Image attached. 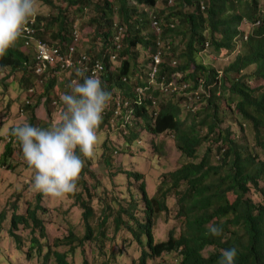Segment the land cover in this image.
<instances>
[{
    "label": "trees",
    "instance_id": "obj_1",
    "mask_svg": "<svg viewBox=\"0 0 264 264\" xmlns=\"http://www.w3.org/2000/svg\"><path fill=\"white\" fill-rule=\"evenodd\" d=\"M43 1L56 10L47 15L35 13L32 23L34 38L50 47H58L63 53L72 40V16L86 14L85 23L90 29L87 38L96 44L97 50L90 47L84 53L89 59L100 58L104 63L101 82L107 91L115 85L124 96L133 95V92H128L130 85L122 80V76L133 74L141 54L139 46L143 52L154 51L157 36L170 39L171 54L178 57L176 66L162 61L160 76L168 80L182 73L180 78L187 79L183 81L188 87L192 91L198 90L196 96L191 93L171 96L160 89L154 90L150 95L158 103L155 117H152L153 110L145 107L150 104L144 98L142 105L134 110V116L141 117L150 133L171 132L180 154L190 160L168 171L156 193L150 197L140 184L144 217L132 215L133 224L127 228L147 249L143 248L138 262L132 264H145L147 257L159 256L164 251H176L180 256L178 264H219L221 250L228 247L237 249L235 264H264V204L247 197L250 187L264 197V159H259L255 150L257 147L264 153V0H161L165 6L162 4L157 11L153 7L158 0H59L63 5L55 0ZM243 19L251 23L258 21L246 32L245 39V32L239 29ZM122 31L121 47L115 51L113 37ZM26 41L28 38L20 34L0 54V67H8L11 72L19 74L17 83L26 91L19 102V113L25 112L26 122L45 127L47 123L37 121L35 108L42 96L49 104L50 91L57 82L56 72L60 71L59 63L37 75L35 46L27 43L31 46L23 49ZM178 41L183 44L180 51ZM206 43L215 54L221 51L230 53L237 45L239 51L219 70L197 58L206 48ZM111 52H116L119 61L114 69H109ZM73 56L72 65L66 68L71 75L68 84L81 64L75 61L77 54ZM84 74L87 75L86 72ZM199 78L203 84L198 83ZM260 79L262 84L254 83ZM34 96L36 99L33 101ZM178 97L184 108L180 101L177 102ZM221 100L239 115L240 124L243 122V125L246 123L251 127L256 147L239 144L229 126L221 125ZM106 117L107 114L102 117L97 129L104 125ZM202 144H205L203 154L195 161L197 149ZM12 152L11 142L4 143L0 166L10 168L7 160ZM213 156L217 157L216 161ZM131 174L140 176L136 172ZM181 185L183 188L179 189ZM170 189H174L178 197L179 215L184 216V226L177 236L170 231L166 240L156 242L151 230L153 219L166 209L165 197ZM229 194L233 199H229ZM83 207L86 222L83 238L87 239L91 234L87 222L91 207L86 203ZM36 208H27V214L42 231ZM1 218L2 215L0 221ZM26 221L23 215L13 213L10 234L16 237L13 229ZM213 223L222 229L219 235L207 232L208 225ZM36 242V239L32 240V243ZM207 247L210 249L205 254ZM66 255L56 253V264H66Z\"/></svg>",
    "mask_w": 264,
    "mask_h": 264
},
{
    "label": "rangeland",
    "instance_id": "obj_2",
    "mask_svg": "<svg viewBox=\"0 0 264 264\" xmlns=\"http://www.w3.org/2000/svg\"><path fill=\"white\" fill-rule=\"evenodd\" d=\"M55 2L63 5L62 1L55 0ZM34 3L36 14L47 15L56 10V7H50V3L43 0H34ZM162 4V1L158 0L153 7L155 11L159 10ZM85 15L72 16L73 31L69 47L72 46L71 56L77 54L75 57L77 63L78 58L88 48L93 47L97 50L96 44L89 42L87 38L90 29L85 23L87 19ZM30 19L33 20V17ZM251 27L252 23L247 20H242L239 25V29L244 30L243 32L249 31ZM34 33L30 35L31 44L35 46L38 42L46 43L34 38ZM178 47L179 51L183 48L180 41ZM23 48H26L25 45ZM139 49L141 54L133 72L134 77L138 79L145 76L148 63L147 53L143 52L140 46ZM197 58L220 70L231 60L232 54L226 56L220 52L218 55L208 47L200 55L198 54ZM172 59L178 62L177 57ZM111 61L112 66L119 65L116 58ZM56 63L58 62L54 59L46 69L55 66ZM68 67L59 65L56 85L49 94V104L46 97L40 98L35 108L37 121L40 120L48 125L54 122L61 106L59 96L61 92L68 90L67 80L71 77L70 71L66 70ZM18 78L19 74L11 72L8 67H0V154L4 143L11 142L13 146L12 155L7 160L10 168L0 166V215H2L0 264H56L58 252L67 253L66 264L137 263L142 249L147 248L132 235L127 225L133 224L132 215L136 218L144 217L140 184H143L148 197L154 195L162 179H165L166 173L190 158L180 154L171 132L152 134L146 129L142 119L133 121L126 133L121 129L102 124L96 129L97 142L93 154L90 157H82L84 164L76 180L74 191L60 197L41 193L38 199L39 192L33 190L29 183L33 174L32 169L23 160L18 143L9 132L12 126L26 122L25 112L18 111L19 102L26 95L24 87L17 83ZM254 83L262 84L263 80ZM34 98L36 97H33V101ZM178 101L183 107L180 97ZM219 113L222 118L221 125L229 126L239 144L255 146L251 127L246 123L243 125V122L240 124L239 115L233 108L229 109L227 104L224 105V100L220 101ZM204 147L205 144L198 147L195 161L203 154ZM255 150L259 159H264V153L257 147ZM213 158L216 161L217 157L213 156ZM131 172H136L140 176L135 177ZM262 183L263 181H260V184ZM182 188L183 185L179 189ZM247 197L255 203L264 204V197L253 187H250ZM177 198L174 189L167 192L166 209L153 219L151 230L154 241L166 240L170 231L177 236L182 230L184 216L179 215ZM229 199H233L232 194H229ZM83 203L91 207V214L87 219L91 234L87 239L83 238L86 233ZM35 207H37L36 216L43 227L42 231L32 223L27 214V208ZM13 213L23 215L27 220L18 223L13 229L16 237L10 234V219ZM126 221L128 224H125ZM33 239L37 242L32 243ZM209 249L210 247H207L204 253L206 254ZM179 260L180 256L176 251H164L159 256L147 257L145 264H178Z\"/></svg>",
    "mask_w": 264,
    "mask_h": 264
},
{
    "label": "clouds",
    "instance_id": "obj_3",
    "mask_svg": "<svg viewBox=\"0 0 264 264\" xmlns=\"http://www.w3.org/2000/svg\"><path fill=\"white\" fill-rule=\"evenodd\" d=\"M35 13L34 0H0V54H3L16 41L25 22ZM256 24L258 21L252 22V27ZM155 31L157 35V29ZM122 36L123 31L113 37L115 51L121 47ZM246 37L245 32L243 39ZM26 42L30 43V40L28 39ZM27 43H25L26 48L31 46ZM173 44L177 45V42ZM207 45L206 43L204 51L209 47ZM171 47L170 39H161L157 36L154 51L152 53L145 52L148 57L145 76H141L140 79L134 77V73L129 77L122 76V80L130 85L128 92H133L132 96H124L122 90L115 85L107 91L101 82L105 72L104 63L100 58L89 59L84 53L88 64L86 62L81 63V68L75 69V78L69 82L68 90L61 92L59 96L61 106L54 122L45 127L23 122L9 129L10 135L18 143L23 160L32 169L33 174L29 183L33 190L52 197H60L73 192L84 164L82 157H90L93 154L97 142L96 129L104 115L107 114V121L104 126L115 127L126 133L128 126H132L133 121L141 119L140 116H134L133 113L137 107L142 105L144 98L150 104L145 105V107L152 109V117H155L158 103L150 95V92L155 90L153 83H158V89L171 96L174 94L176 96L188 95L189 93L196 96L198 94L197 89L192 91L187 82L183 81L187 79L174 76L167 80L166 77L160 76L158 71L162 61L171 66H176L178 63L172 59L177 56L171 54ZM238 51L239 46L237 45L230 53L221 52L226 56L232 54L233 58ZM157 52H159V62L156 63L157 71L153 81L150 82L149 72L154 64L153 55ZM177 53L178 51L175 52V54ZM217 54L220 55V52ZM109 57L110 60L115 59L116 52H111ZM166 59L168 60L166 61ZM96 60H99L103 65L100 78L96 75H89V70L85 68V66L90 65V62ZM114 68L112 65L109 66V69ZM181 74L179 73V75ZM137 81H141V83ZM171 81L175 82L177 89L163 90L162 86ZM198 83L203 84L201 78L198 79ZM138 88L141 89L140 93L137 91ZM184 89H186L185 93ZM179 104L181 105V103ZM221 231L222 229L215 223L209 224L207 227V232L214 236L219 235ZM236 254L237 249L235 247L222 249L219 264H235Z\"/></svg>",
    "mask_w": 264,
    "mask_h": 264
},
{
    "label": "built area",
    "instance_id": "obj_4",
    "mask_svg": "<svg viewBox=\"0 0 264 264\" xmlns=\"http://www.w3.org/2000/svg\"><path fill=\"white\" fill-rule=\"evenodd\" d=\"M33 20H27L22 28L21 34L23 36H26L29 40H30V35L32 33H34V27L32 26ZM153 24L155 25L156 22L153 21ZM27 43V42H26ZM45 43V42H44ZM46 44V43H45ZM42 42H38L35 45V55L37 58V62H36V66H35V72L37 75H41L44 70L46 69V67L48 66V64H50V62H53L54 59L57 60V62L59 63L60 66L62 67H67L72 65L73 63V55H70V52L72 50V46L68 47L67 51L61 53L58 47H50L47 44L45 45ZM75 50V47H74ZM72 57V58H71ZM153 61L154 64L151 66V70L149 72V76H150V82L153 81V77L157 71V67H156V63L159 62V52L155 53L153 55ZM86 62V64H88V61H86V56L85 55H81L78 58V63H84ZM90 65L88 67L85 66V68H87L89 70V75H96L99 78L101 77V73L103 70V65L99 60L96 61H92L89 63ZM163 90L168 91V90H176L177 86L175 84L174 81L169 82L167 85L162 86ZM137 91L140 93L141 89L138 88ZM118 105V102H117Z\"/></svg>",
    "mask_w": 264,
    "mask_h": 264
},
{
    "label": "bare ground",
    "instance_id": "obj_5",
    "mask_svg": "<svg viewBox=\"0 0 264 264\" xmlns=\"http://www.w3.org/2000/svg\"><path fill=\"white\" fill-rule=\"evenodd\" d=\"M159 72V74H160V71H158ZM175 77H180V75H176ZM154 84V86H155V91H158V83L156 84V83H153ZM158 107V106H157Z\"/></svg>",
    "mask_w": 264,
    "mask_h": 264
}]
</instances>
